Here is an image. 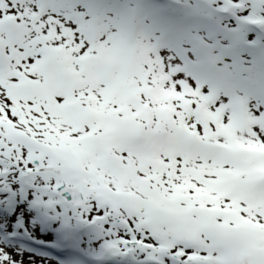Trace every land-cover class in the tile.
I'll return each instance as SVG.
<instances>
[{"label":"snow or ice","instance_id":"6c2138e0","mask_svg":"<svg viewBox=\"0 0 264 264\" xmlns=\"http://www.w3.org/2000/svg\"><path fill=\"white\" fill-rule=\"evenodd\" d=\"M0 264H264V0H0Z\"/></svg>","mask_w":264,"mask_h":264}]
</instances>
